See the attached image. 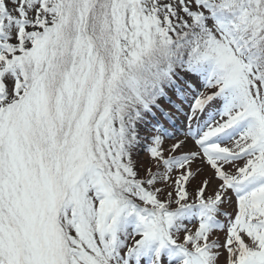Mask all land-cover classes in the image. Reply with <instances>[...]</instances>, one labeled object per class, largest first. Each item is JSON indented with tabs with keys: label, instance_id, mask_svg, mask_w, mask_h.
Segmentation results:
<instances>
[{
	"label": "snow or ice",
	"instance_id": "6c2138e0",
	"mask_svg": "<svg viewBox=\"0 0 264 264\" xmlns=\"http://www.w3.org/2000/svg\"><path fill=\"white\" fill-rule=\"evenodd\" d=\"M0 264H264V0H0Z\"/></svg>",
	"mask_w": 264,
	"mask_h": 264
},
{
	"label": "rangeland",
	"instance_id": "374dc122",
	"mask_svg": "<svg viewBox=\"0 0 264 264\" xmlns=\"http://www.w3.org/2000/svg\"><path fill=\"white\" fill-rule=\"evenodd\" d=\"M195 75V74H193ZM200 91H205L206 89H204L203 87V82L201 83L200 86ZM178 126V124H177ZM168 143H171V141H168ZM136 158L141 162V164H147L148 160L150 159L149 154L147 152V145L146 144H142L137 151V155ZM148 166H152V165H148Z\"/></svg>",
	"mask_w": 264,
	"mask_h": 264
},
{
	"label": "trees",
	"instance_id": "16d2710c",
	"mask_svg": "<svg viewBox=\"0 0 264 264\" xmlns=\"http://www.w3.org/2000/svg\"><path fill=\"white\" fill-rule=\"evenodd\" d=\"M169 96H171V98H172L173 100L176 99V97H175L174 95H172L171 92H169ZM160 102H161L162 105H164V107H166V108H170L169 105H168V103H167V101H165V99H161ZM169 110L171 111V109H169Z\"/></svg>",
	"mask_w": 264,
	"mask_h": 264
}]
</instances>
